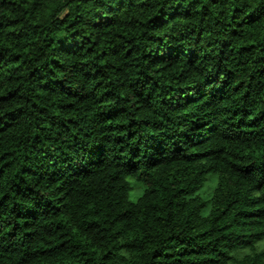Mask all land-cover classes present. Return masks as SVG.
Masks as SVG:
<instances>
[{"label": "trees", "instance_id": "trees-1", "mask_svg": "<svg viewBox=\"0 0 264 264\" xmlns=\"http://www.w3.org/2000/svg\"><path fill=\"white\" fill-rule=\"evenodd\" d=\"M0 264H264V0H0Z\"/></svg>", "mask_w": 264, "mask_h": 264}, {"label": "rangeland", "instance_id": "rangeland-1", "mask_svg": "<svg viewBox=\"0 0 264 264\" xmlns=\"http://www.w3.org/2000/svg\"><path fill=\"white\" fill-rule=\"evenodd\" d=\"M215 181H216L215 175H208V177L206 178L204 185L200 189L199 193L203 197H208L210 191L212 190V188L215 185ZM130 182L132 184V190L130 192V198L134 200L138 196V194L140 193L141 187L139 186V184L135 183L133 180H131Z\"/></svg>", "mask_w": 264, "mask_h": 264}]
</instances>
